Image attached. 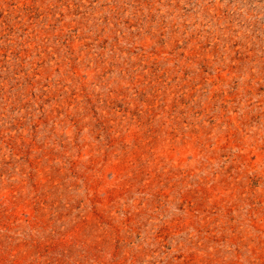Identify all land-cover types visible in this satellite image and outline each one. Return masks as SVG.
I'll return each mask as SVG.
<instances>
[{
	"label": "rangeland",
	"instance_id": "rangeland-1",
	"mask_svg": "<svg viewBox=\"0 0 264 264\" xmlns=\"http://www.w3.org/2000/svg\"><path fill=\"white\" fill-rule=\"evenodd\" d=\"M0 264H264V0H0Z\"/></svg>",
	"mask_w": 264,
	"mask_h": 264
}]
</instances>
